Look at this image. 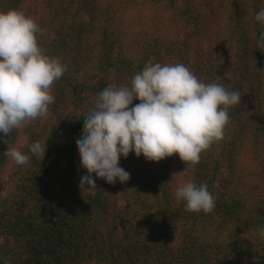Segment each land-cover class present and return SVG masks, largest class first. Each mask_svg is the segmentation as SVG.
Listing matches in <instances>:
<instances>
[{
	"label": "trees",
	"instance_id": "trees-1",
	"mask_svg": "<svg viewBox=\"0 0 264 264\" xmlns=\"http://www.w3.org/2000/svg\"><path fill=\"white\" fill-rule=\"evenodd\" d=\"M217 1L0 0V12L33 17L47 54L67 65L47 117L8 144L0 133V264H264V24L255 20L264 0H224L234 53L222 67L204 56V8ZM157 62L182 63L201 81L241 93L224 138L195 168L178 154L155 162L131 152L121 205L115 184L95 173V195L81 191L87 170L76 140L97 94L130 87ZM35 141L47 144L42 161L29 152ZM8 145L30 164L5 156ZM190 180L216 197L211 213L187 211L175 198Z\"/></svg>",
	"mask_w": 264,
	"mask_h": 264
},
{
	"label": "clouds",
	"instance_id": "clouds-1",
	"mask_svg": "<svg viewBox=\"0 0 264 264\" xmlns=\"http://www.w3.org/2000/svg\"><path fill=\"white\" fill-rule=\"evenodd\" d=\"M255 20L264 24V9ZM40 33L39 24L24 11L0 12V133L6 144L10 134L47 117L55 102L53 85L67 71L58 57L47 54ZM257 47L264 48V32ZM134 99L140 102L133 106ZM240 103L239 91L205 83L182 63L146 64L133 76L130 87L109 85L101 90L84 117L76 145L87 174L80 178L79 188L95 195L93 173L109 184L127 182L130 173L119 161L131 152L155 162L178 154L187 167L195 168L201 154L224 138L228 110ZM46 148L47 144L35 141L29 152L42 161ZM3 154L16 165L31 162V156L16 147L8 145ZM175 198L194 213L215 209L216 197L206 182L184 183L176 189ZM257 231L264 237V227ZM253 259L259 264L258 257Z\"/></svg>",
	"mask_w": 264,
	"mask_h": 264
},
{
	"label": "rangeland",
	"instance_id": "rangeland-1",
	"mask_svg": "<svg viewBox=\"0 0 264 264\" xmlns=\"http://www.w3.org/2000/svg\"><path fill=\"white\" fill-rule=\"evenodd\" d=\"M203 26L205 28V58L209 64L222 67L224 64L223 56L233 55L234 38L230 33L228 26V9L224 0L217 1L214 4L204 8ZM47 33L46 29H43ZM120 166L128 172L132 167L133 161H126L121 156L119 161ZM126 183H121L119 180L115 183V192L117 194L118 203L121 205L125 199Z\"/></svg>",
	"mask_w": 264,
	"mask_h": 264
}]
</instances>
